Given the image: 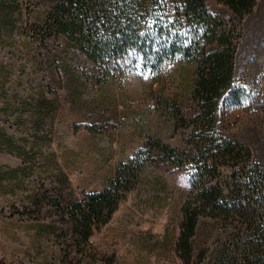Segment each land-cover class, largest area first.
Returning a JSON list of instances; mask_svg holds the SVG:
<instances>
[{
    "label": "rangeland",
    "instance_id": "1",
    "mask_svg": "<svg viewBox=\"0 0 264 264\" xmlns=\"http://www.w3.org/2000/svg\"><path fill=\"white\" fill-rule=\"evenodd\" d=\"M60 2L0 0V264H183L175 250L182 205L232 171L215 154L212 172L191 175L196 68L202 78L207 65L196 58L156 68L135 49L94 62L57 26ZM205 3L220 34L207 48L232 57L215 135L246 145L264 164V0L242 14ZM149 139L178 156L171 163L154 152L90 244L76 247L69 202L108 186Z\"/></svg>",
    "mask_w": 264,
    "mask_h": 264
},
{
    "label": "trees",
    "instance_id": "2",
    "mask_svg": "<svg viewBox=\"0 0 264 264\" xmlns=\"http://www.w3.org/2000/svg\"><path fill=\"white\" fill-rule=\"evenodd\" d=\"M220 1L235 14L249 13L255 2ZM55 16L57 26L94 62L116 60L132 49L156 68L166 61L202 58L208 72L201 78L196 68L195 90L201 104L191 175L200 178L212 172L209 159L215 154L230 163L232 171L224 182L202 191L195 202L182 205L175 250L183 264H264V164L246 145L215 135V103L231 85L232 57L229 50L207 48L220 34L205 0H61ZM173 21L181 26L175 27ZM222 40L228 44L226 37ZM154 152L155 158L171 163L178 156L174 148L156 146L149 139L117 165L108 186L69 202L76 247L90 244L93 231L111 218L136 172ZM199 240L203 244L195 249Z\"/></svg>",
    "mask_w": 264,
    "mask_h": 264
}]
</instances>
